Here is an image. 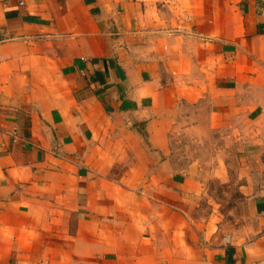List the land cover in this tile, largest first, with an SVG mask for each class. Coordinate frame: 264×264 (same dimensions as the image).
<instances>
[{
  "label": "crops",
  "instance_id": "crops-1",
  "mask_svg": "<svg viewBox=\"0 0 264 264\" xmlns=\"http://www.w3.org/2000/svg\"><path fill=\"white\" fill-rule=\"evenodd\" d=\"M256 88L264 0H0V264H264V220L140 215L145 171L112 181L102 146L129 120L164 154L176 105L207 97L264 121Z\"/></svg>",
  "mask_w": 264,
  "mask_h": 264
},
{
  "label": "rangeland",
  "instance_id": "rangeland-1",
  "mask_svg": "<svg viewBox=\"0 0 264 264\" xmlns=\"http://www.w3.org/2000/svg\"><path fill=\"white\" fill-rule=\"evenodd\" d=\"M253 92L256 100L264 103V88ZM213 106L211 97L197 104L176 105L169 115L172 127L164 154L151 150L147 135L138 125L129 120L122 125L113 121L112 136L102 145L113 159L111 180L129 181L135 177L127 173L145 171L136 192H143L144 197L138 205L143 211L140 215L158 207L157 199L173 208L170 217L176 220H264V215L253 212L251 204L253 200L264 201V121L249 122L242 112L223 117ZM135 135L143 140L142 156L135 149L139 146ZM153 174L163 184V193L149 187ZM173 175L186 178V184L180 186L178 181L174 187L168 185ZM132 206L135 208L136 203Z\"/></svg>",
  "mask_w": 264,
  "mask_h": 264
},
{
  "label": "built area",
  "instance_id": "built-area-1",
  "mask_svg": "<svg viewBox=\"0 0 264 264\" xmlns=\"http://www.w3.org/2000/svg\"><path fill=\"white\" fill-rule=\"evenodd\" d=\"M228 239H229V238L227 237V238H226V241H228Z\"/></svg>",
  "mask_w": 264,
  "mask_h": 264
}]
</instances>
